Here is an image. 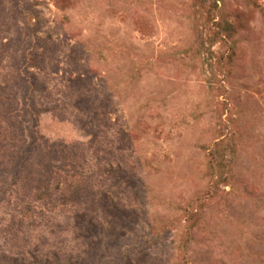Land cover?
<instances>
[{
  "label": "rangeland",
  "instance_id": "rangeland-1",
  "mask_svg": "<svg viewBox=\"0 0 264 264\" xmlns=\"http://www.w3.org/2000/svg\"><path fill=\"white\" fill-rule=\"evenodd\" d=\"M0 264H264V0H0Z\"/></svg>",
  "mask_w": 264,
  "mask_h": 264
},
{
  "label": "trees",
  "instance_id": "trees-1",
  "mask_svg": "<svg viewBox=\"0 0 264 264\" xmlns=\"http://www.w3.org/2000/svg\"><path fill=\"white\" fill-rule=\"evenodd\" d=\"M55 2L60 9L70 8L74 4V0H55ZM214 26L215 30L210 37L212 42L220 40L225 43V38L229 40L235 33V28L225 21L217 22ZM230 50L233 51V47H230Z\"/></svg>",
  "mask_w": 264,
  "mask_h": 264
}]
</instances>
